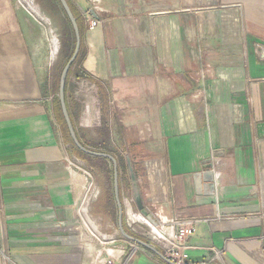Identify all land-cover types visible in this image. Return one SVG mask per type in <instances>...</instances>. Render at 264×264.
<instances>
[{
    "label": "crops",
    "instance_id": "0c3cea01",
    "mask_svg": "<svg viewBox=\"0 0 264 264\" xmlns=\"http://www.w3.org/2000/svg\"><path fill=\"white\" fill-rule=\"evenodd\" d=\"M65 1L80 32L77 71L96 86L86 102L102 109V142L87 146L117 166L115 187L102 158L114 209L105 177L90 213L100 232L120 234L115 264H168L131 222L143 217L136 196L167 232L173 218L200 220L190 264H264V60L253 47L264 41V0ZM30 25L0 0V264H97L99 244L78 220L88 181L69 165L68 128L40 81ZM207 170L214 195L195 185Z\"/></svg>",
    "mask_w": 264,
    "mask_h": 264
},
{
    "label": "rangeland",
    "instance_id": "374dc122",
    "mask_svg": "<svg viewBox=\"0 0 264 264\" xmlns=\"http://www.w3.org/2000/svg\"><path fill=\"white\" fill-rule=\"evenodd\" d=\"M10 1L16 6L19 5L31 19L28 38L30 53L37 67L40 81L44 87L46 86L45 90L49 93L48 97L50 96V100L56 103L57 112L62 124L61 128L64 129L65 135H67L66 122L65 120L63 121L61 106H59V84L68 58L67 53L64 52V48L61 46L65 33L64 30L70 25L64 16L62 5L57 3L56 0ZM30 9L34 10V12ZM70 28L72 27L70 26ZM71 31L73 32V30ZM256 42H262L264 44V41L256 39L253 43L255 54H259V57L264 60V45L261 43L257 44ZM55 48L56 50H54ZM77 66L78 64L76 65L75 62L67 73L69 76L67 83L68 100L70 104L72 101L70 105L72 108V120L75 123L76 132L83 143L88 146H97L103 139L102 124L99 115V111L102 110L101 104H99L100 101L93 104L98 113L96 114L97 118L94 117L93 121L91 118L92 113H90L92 112L93 105L88 104L86 101L91 99L93 90H96V86L82 80V76L77 71ZM67 140L68 142L66 144H68L69 150L74 151L75 154L72 162L76 163L79 169L81 168L78 173L87 179L88 183L86 184L91 185L88 193L94 195L97 191L99 195L96 199H98L101 192L104 191V182L106 181L105 174L103 173L104 166L101 167V165L89 163V160L79 155L80 151L78 152L73 148L69 135H67ZM87 185L85 189L89 188ZM94 202L88 205L91 214V209L96 205V202Z\"/></svg>",
    "mask_w": 264,
    "mask_h": 264
},
{
    "label": "built area",
    "instance_id": "2783aa9c",
    "mask_svg": "<svg viewBox=\"0 0 264 264\" xmlns=\"http://www.w3.org/2000/svg\"><path fill=\"white\" fill-rule=\"evenodd\" d=\"M96 2V0H91ZM31 10V9H30ZM34 12L33 10H31ZM31 12V14H32ZM28 13V12H27ZM98 26L96 20H91L90 30L95 29ZM69 165L76 170L77 172L81 170L76 163L70 162ZM85 189L84 196L78 205V220L79 223L83 226L89 238L93 242L98 243L99 247L97 250L96 258L98 259L97 264H115L123 254V249L119 246V235L117 232L112 234H104L100 232L98 226L96 227L91 220L90 211L88 205L93 202L99 193L96 191L94 195H90L89 189ZM134 215L129 212V217ZM136 216V215H134ZM137 217V216H136ZM138 221H131L138 224H144L147 228L148 235L150 236L153 242H157L164 251V257L168 264H190L188 261V251L192 247L188 245V239L191 234L194 232L195 224L199 223L200 220L195 219H177L173 218L171 220L170 229L171 233L167 232L168 229L164 225L158 224L156 226L152 225L144 217H138ZM4 259L8 257L2 254ZM220 256L218 250L215 251V260Z\"/></svg>",
    "mask_w": 264,
    "mask_h": 264
},
{
    "label": "water",
    "instance_id": "95a60500",
    "mask_svg": "<svg viewBox=\"0 0 264 264\" xmlns=\"http://www.w3.org/2000/svg\"><path fill=\"white\" fill-rule=\"evenodd\" d=\"M62 6L63 9L66 13V16L69 18L73 31L75 32V51L73 53V55L71 56V58L69 59V62L66 64V66L63 69V72L61 74V79H60V84H59V106H61V110H62V115H63V119L66 121L67 124V128H68V132L69 135L71 136V140L73 142V144L75 145V147L77 148V150L82 151L86 154H89L91 156H99L102 158H105L107 160H111L114 163V178H115V187H117V166L116 163L114 162V159L111 156H108L106 154L103 153H98V152H92L89 149H86L82 146V144L78 141L77 136L75 135L71 120L69 118L68 115V111H67V106H65V91H64V85H65V81L67 78V73L70 69V67L72 66V64L75 63V60L78 56V53L80 51V32L78 31V25L77 22L75 20V18L72 16L71 11L69 9L68 3L65 0H58ZM131 171V168H130ZM131 178L134 180L133 178V174L131 171ZM198 180L195 183L196 188H200L202 193H208L210 195H214V175H212L210 170L205 171L204 173H199V175H197L196 177ZM117 203H118V208H120V213L122 215V207L121 204L118 200V196H117ZM135 204L136 207L138 208L140 214L147 220L149 221L152 225L156 226L158 225L157 222L153 221L151 219V217L148 215L147 211L145 210V208L142 206V202H141V198L139 196L135 197ZM120 222V232L121 235L124 237H127V235H125V233L122 230V222L121 220Z\"/></svg>",
    "mask_w": 264,
    "mask_h": 264
},
{
    "label": "trees",
    "instance_id": "16d2710c",
    "mask_svg": "<svg viewBox=\"0 0 264 264\" xmlns=\"http://www.w3.org/2000/svg\"><path fill=\"white\" fill-rule=\"evenodd\" d=\"M56 1L58 3V0H56ZM66 18H67L68 24L71 26L68 17H66ZM70 26H68L64 30L65 33H64V38H63V41H62V46H61V47L64 48V52H66L67 55H68V58L66 60L67 61L66 63L69 62V59L73 55V53L75 51V47H76L75 46V33L71 31L72 28H70ZM79 75L81 76L80 73H79ZM66 76H67V78H66L65 85H64V91H65V106H67L68 115H69L70 120H71V107L69 106V102H68L69 101L68 100V91H67V83H68L69 76H68V74ZM71 122H72V120H71ZM72 125H73V129H74L75 135L78 138V141L82 144V146L84 148L89 149L91 151L92 149H90L85 143H83V141L81 140L80 136L77 134L76 129H75L73 123H72ZM99 152H103V151H100L99 150ZM79 155H81L84 159L89 160V163H91V164L101 165V167L104 166V170H103V168H102V170H103V173L105 174V177L107 178L106 193H107V196H108V198H107V204L105 205V208L108 209V207H109V208H112V210H113L114 209L113 208V197H112L111 186H110V184L112 182V179H113L112 176H111V173H112L111 167L109 166V164L105 160L102 159V157H99V156H91V155L86 154V153H84L82 151L79 152Z\"/></svg>",
    "mask_w": 264,
    "mask_h": 264
},
{
    "label": "bare ground",
    "instance_id": "6f19581e",
    "mask_svg": "<svg viewBox=\"0 0 264 264\" xmlns=\"http://www.w3.org/2000/svg\"><path fill=\"white\" fill-rule=\"evenodd\" d=\"M35 10H36V8H35ZM33 11H34V10H33ZM54 50H56V48H55Z\"/></svg>",
    "mask_w": 264,
    "mask_h": 264
}]
</instances>
